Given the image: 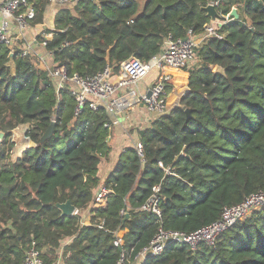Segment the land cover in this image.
Wrapping results in <instances>:
<instances>
[{"label":"trees","instance_id":"16d2710c","mask_svg":"<svg viewBox=\"0 0 264 264\" xmlns=\"http://www.w3.org/2000/svg\"><path fill=\"white\" fill-rule=\"evenodd\" d=\"M208 1L78 0L57 12L44 49L52 57L45 58L82 77L106 67L118 73L130 58L148 63L168 37L202 33ZM28 3L31 27L43 30L48 0ZM234 5L239 19L221 28V40L197 49V66L171 72L166 94L181 95L178 106L137 132L145 161L132 148L120 155L102 183L110 191L103 207H93V199L110 153L109 114L85 107L75 116L74 98L68 87L56 89L42 55L23 58L0 44V264H22L32 243L43 264H52L66 241L63 264H117L114 233L133 260L159 228L193 233L224 208L264 192V0H226L219 10L225 16ZM51 123V137L40 142ZM23 126L33 146L14 161L11 132ZM156 186L160 219L139 210ZM66 202L82 213L90 209V225L62 216L56 205ZM141 264H264V206L213 247L173 245Z\"/></svg>","mask_w":264,"mask_h":264},{"label":"built area","instance_id":"2783aa9c","mask_svg":"<svg viewBox=\"0 0 264 264\" xmlns=\"http://www.w3.org/2000/svg\"><path fill=\"white\" fill-rule=\"evenodd\" d=\"M77 1L48 0L46 10L52 9L53 13L55 10V14L62 8L72 10ZM224 1L226 0L208 1L207 5L215 8L218 17L212 20L209 19L202 33L197 35L192 30H189L185 39L175 40L168 37L165 40L162 51L151 61L142 63L135 58H130L120 65L118 73H114L112 68L106 67L95 75L82 77L77 74L69 76L65 67L61 64H54L48 68L45 56L51 58L52 54L45 52V55L38 57L39 54L34 53V49L30 43L22 42L24 31L31 27V22L35 18V12L29 5L28 0H0V44L9 48L10 53L19 51L20 56L23 58L31 55L38 57L39 62L41 61L46 65L49 78L57 81L56 89L68 87L76 104L74 108L75 116L80 114L85 107L91 111H97L99 107H103L112 119L110 125L106 126L109 130L108 143L113 127L118 126L120 120L134 108L142 107L152 122L169 113L166 86L172 78L171 72L196 67L198 64L197 49L210 38L221 40L223 38V35L220 33L221 28L234 21L231 12L225 16L221 14L219 7ZM234 9L238 14L240 7L234 5L231 11ZM53 30L54 25L53 27L46 28L45 32H42L41 36L44 40L37 44L43 50L46 47L47 38L51 36ZM63 46H67V44ZM153 72L156 73V76L147 91H140L139 83ZM148 94L149 97H147ZM19 129L16 128L15 130L19 131ZM25 134L23 135L24 140L31 144L30 146H33ZM27 142L22 146L25 147L22 150L29 147ZM132 149H134L143 163L145 159L140 141L132 143ZM160 167L165 173L169 174L168 168H164L161 165ZM109 194L110 191L108 189L98 186L94 193L93 207H103ZM161 201L160 187L156 186L149 198L140 206L139 210L160 219ZM261 206H264V192L246 197L238 205L224 208L221 217L217 221L193 233L186 234L178 231H165L159 228L150 243L133 260L128 258L121 250L123 241L117 236V233H114L113 245L121 251L117 264H141L148 258L159 257L169 246L173 245L186 246L191 251H195L202 244L213 247L221 233L233 226L240 218ZM86 213L75 209L72 214V217L80 219V227L90 225V218L88 217L90 214L86 215ZM122 215H124V212H122ZM97 228L103 229V224L97 225ZM69 242L66 241L59 249L57 259L52 264H63V248ZM22 264H43L35 243L30 245Z\"/></svg>","mask_w":264,"mask_h":264},{"label":"crops","instance_id":"0c3cea01","mask_svg":"<svg viewBox=\"0 0 264 264\" xmlns=\"http://www.w3.org/2000/svg\"><path fill=\"white\" fill-rule=\"evenodd\" d=\"M53 10L50 9L49 11L45 10L43 16V30H40L36 27H30L23 33V41L24 43H30L34 49L35 54L45 55V51L37 44V38L40 35L41 31H44L46 28L53 27L54 25V18L57 14L52 12ZM238 15V14H237ZM0 22H1V15H0ZM156 73L153 72L147 76L146 79L139 83V90L140 91H147L149 85L153 82ZM171 94L168 95L167 99L170 97ZM179 104V100L176 101L171 108L177 107ZM169 106V104H168ZM152 124L151 118L149 115L144 111L142 107L134 108L131 112H128L124 118L120 120L118 126L113 127L111 131L110 140L108 141L110 147V153L107 160H105L100 168H99V178L100 184L102 186L103 181L114 171L120 155L128 148H132V143L138 141L137 132L140 129L148 128ZM132 131V134L131 132ZM26 144V143H25ZM24 146V145H23ZM23 149L25 147H22ZM90 209L87 211L86 215H88ZM90 214V213H89ZM90 218V215H88Z\"/></svg>","mask_w":264,"mask_h":264},{"label":"water","instance_id":"95a60500","mask_svg":"<svg viewBox=\"0 0 264 264\" xmlns=\"http://www.w3.org/2000/svg\"><path fill=\"white\" fill-rule=\"evenodd\" d=\"M203 11L206 13V17L211 19V20L218 17V14H217L215 8L211 5H206V7L203 8ZM231 15L234 18V20L238 19V15H237L235 9L231 11ZM215 72L220 73V72H222V70H221V68L218 67V68H216ZM147 97H149V94L147 95ZM185 114H186V119L188 120L191 117L190 110H185ZM53 127H54V123H51V125L48 127L46 132L42 135L40 142H43L46 139L51 137L52 132H53ZM4 137H5V134L0 133V140H2ZM30 147L31 146H29L27 148H30ZM56 207L61 211L62 216H64V217H72V214L75 210V208L70 204V202H66L63 204H57ZM125 218H127V215L125 216Z\"/></svg>","mask_w":264,"mask_h":264},{"label":"rangeland","instance_id":"374dc122","mask_svg":"<svg viewBox=\"0 0 264 264\" xmlns=\"http://www.w3.org/2000/svg\"><path fill=\"white\" fill-rule=\"evenodd\" d=\"M47 63V67L50 68L52 65H50L49 60H46ZM46 70V69H45ZM47 73V70H46ZM49 77V76H48ZM53 84L55 86H57V81L55 79H51ZM181 95L177 94V93H171L170 97L167 99V102L169 104V107L171 108V106L176 102V101H180ZM171 111V109H170ZM169 111V113H170ZM24 129V130H23ZM27 127H22L19 129V131L14 130L13 132H11V136H10V141L13 143L12 146V151H11V156L12 159L15 161L19 156H21V152L23 151L21 148V145H24L27 141L24 140V134L26 133ZM132 134V131H130ZM5 137L0 140V143L2 141H4ZM28 143V142H27ZM29 144V143H28ZM31 144H29L30 146ZM20 146V147H19Z\"/></svg>","mask_w":264,"mask_h":264}]
</instances>
